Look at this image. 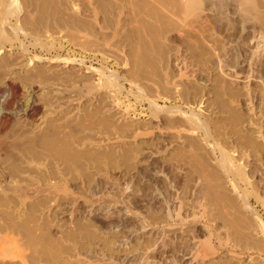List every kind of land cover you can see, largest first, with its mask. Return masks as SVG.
<instances>
[{
  "label": "rangeland",
  "instance_id": "rangeland-1",
  "mask_svg": "<svg viewBox=\"0 0 264 264\" xmlns=\"http://www.w3.org/2000/svg\"><path fill=\"white\" fill-rule=\"evenodd\" d=\"M31 1L46 44L20 38L63 67V190L0 198V264H264V0Z\"/></svg>",
  "mask_w": 264,
  "mask_h": 264
},
{
  "label": "bare ground",
  "instance_id": "bare-ground-1",
  "mask_svg": "<svg viewBox=\"0 0 264 264\" xmlns=\"http://www.w3.org/2000/svg\"><path fill=\"white\" fill-rule=\"evenodd\" d=\"M33 3L35 2L31 0H0V198L14 197L22 200L54 196L62 189L60 187L62 184L59 185L58 178L53 173L61 167L60 163L64 158V156L62 157L64 153L62 152L61 155L60 152L62 146H67V140L65 145L63 144V140H65L63 133L66 132H63L64 129L62 130L66 118L64 115L66 87L62 83L61 76L63 67L60 64V59H55L56 64L54 65H46L41 53L40 55H30L29 46L24 42V38L28 39L35 48L34 45L44 48L43 46L46 44L43 42L44 40L31 35L36 31V28L31 27L34 25L32 20L36 17H33L34 13L39 12L38 21L39 17L42 20L41 16L47 14L42 11L44 3L41 6ZM50 14L52 13L50 12ZM51 26L53 27V25ZM21 35L24 36L23 39L20 38ZM20 91H22L24 101L23 105L16 107L19 103L15 102L13 97ZM263 126L261 121L255 120L252 131L256 140L264 139ZM219 153L218 166L233 176L237 174L238 168L234 165L232 157L223 150H220ZM52 168H54L53 172L49 176L47 175L48 177L42 178L43 180L48 178L49 181L44 186L22 184L23 180L29 181V179L23 178L22 174L34 172L44 176L43 173ZM45 173L47 174V172ZM37 177L40 179V175Z\"/></svg>",
  "mask_w": 264,
  "mask_h": 264
}]
</instances>
